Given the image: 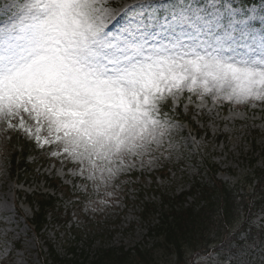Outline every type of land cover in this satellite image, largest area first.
<instances>
[{
	"label": "snow or ice",
	"instance_id": "1",
	"mask_svg": "<svg viewBox=\"0 0 264 264\" xmlns=\"http://www.w3.org/2000/svg\"><path fill=\"white\" fill-rule=\"evenodd\" d=\"M14 8L0 28V120L11 127L20 117L32 134L27 113L36 142L62 143L91 179L159 143L170 127L160 110L168 96L186 89L201 100L264 101V35L250 33L226 0H137L119 13L105 0ZM120 15L121 30L107 31Z\"/></svg>",
	"mask_w": 264,
	"mask_h": 264
},
{
	"label": "rangeland",
	"instance_id": "2",
	"mask_svg": "<svg viewBox=\"0 0 264 264\" xmlns=\"http://www.w3.org/2000/svg\"><path fill=\"white\" fill-rule=\"evenodd\" d=\"M17 2L19 0H0V28L14 18ZM136 2L105 0L106 6L118 13ZM226 2L237 13V19L245 20L250 33L257 38L264 35V0L250 4L241 0ZM126 22V15L117 16L107 31L118 33ZM163 42L167 43V40ZM168 97L172 99L174 109L181 106L185 114L195 110L192 119L200 129L209 130L210 135L202 132L198 136L189 123L173 114H162V119L166 118L170 127L159 143H152L142 155L124 156L122 163L115 159L110 165L115 174L109 177L105 172L103 180L99 179V171L96 179L89 178L88 165L65 153L63 144L54 141L37 143L47 159L36 163L32 172L18 181L10 173L7 163L9 135L19 130L36 141L35 122L27 113L20 114L25 127L33 129L29 134L20 127V117L11 118V127L8 121L0 120V264H43V252H47L48 242L53 243L61 255L67 254L69 245L82 246L90 238L94 240L93 249L106 245L132 248L146 241L149 225L140 218L143 201L159 202L160 195L176 196L188 191L193 180L204 174L202 158L208 157L217 163L218 176L232 184L250 171L251 158H257L256 163L264 165V157L258 152L252 153L251 147V137H256L260 151L264 149V101L236 103L214 100L211 95H205L201 100L197 93L186 89L175 97ZM40 135L48 137L47 125ZM45 176L52 180V185L46 184ZM33 191L57 195L63 213L66 211L61 219L51 215L41 234L30 225L35 208L28 203L26 196ZM254 219L264 224L262 213H256ZM154 223H157L156 219L151 221ZM237 225L236 220L231 227L236 229ZM229 236L231 232L210 249L192 253L187 264H264L262 249L248 253L254 256L253 259L238 251L232 255L235 261L233 258L227 260L222 250L228 247ZM78 237L82 238L79 243ZM161 263L172 264L167 260Z\"/></svg>",
	"mask_w": 264,
	"mask_h": 264
},
{
	"label": "trees",
	"instance_id": "3",
	"mask_svg": "<svg viewBox=\"0 0 264 264\" xmlns=\"http://www.w3.org/2000/svg\"><path fill=\"white\" fill-rule=\"evenodd\" d=\"M163 109L165 111L168 107L165 106ZM34 146L28 141L23 143L20 163L15 160L17 154L13 155L11 164L15 169L19 166H27L25 159ZM207 175V182H195L192 191L189 192L196 196L195 201L185 203L188 195L185 193L177 197L174 200L175 203L168 208L162 206L159 223L150 229V233L156 239L152 248H137L134 252L124 249L123 246L101 249L91 261H88V264H162V260L172 257L175 258V264H182L189 250L193 251L214 244V241L220 239L224 233H228L230 225L236 219L240 220L243 215L245 216L239 233L247 232L246 237L250 240L256 237L259 227L252 223V217L256 211L264 213V168L255 167L246 175L248 184L255 181L252 194L248 192L243 194V187L239 184L232 186L230 183L217 179L215 175ZM165 201L169 204L168 200ZM38 203L40 209L35 213L34 224L39 231L46 222L47 210L54 208L56 199L40 198ZM240 207L243 215L239 210ZM157 212L155 204H146L143 213L144 217L148 218ZM262 229L264 230V227ZM214 235L217 238H214ZM50 257L53 264L57 262L63 264L61 261L63 259L52 247H50Z\"/></svg>",
	"mask_w": 264,
	"mask_h": 264
}]
</instances>
